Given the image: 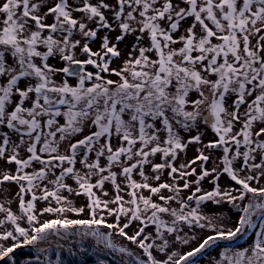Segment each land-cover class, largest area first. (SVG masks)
Masks as SVG:
<instances>
[{"label":"snow or ice","instance_id":"6c2138e0","mask_svg":"<svg viewBox=\"0 0 264 264\" xmlns=\"http://www.w3.org/2000/svg\"><path fill=\"white\" fill-rule=\"evenodd\" d=\"M129 36L128 58L110 68ZM202 127L217 139L205 143ZM190 145L198 154L177 166ZM0 162V187L18 189L15 211L0 202L3 264H34L18 249L38 264H63L64 244L54 259L37 247L52 237L92 239L121 264H197L220 241L250 233V243L222 248L213 264H264V185L252 186L264 178V0H0ZM165 171L170 183L160 182ZM225 174L238 187L221 188ZM222 203L239 212L233 226L205 211Z\"/></svg>","mask_w":264,"mask_h":264},{"label":"rangeland","instance_id":"374dc122","mask_svg":"<svg viewBox=\"0 0 264 264\" xmlns=\"http://www.w3.org/2000/svg\"><path fill=\"white\" fill-rule=\"evenodd\" d=\"M48 22L50 23L51 20H49ZM111 35L114 37L116 35V33H112ZM133 42H134V37L129 36V37H126L124 42H122L120 45H118V47L121 50L122 55H121V57L119 59H114L112 61V63L110 64V68L119 69V68H121L123 66L122 62H123V60H126L128 58L127 54L130 51V47H131ZM253 43H255V41H253ZM90 46L92 47L93 51L98 50L99 49V41H97L95 43H91ZM175 47H179V45H176ZM77 53H78V58L84 59V57L82 55H79V50H77ZM134 55H135V53H134ZM49 63L54 65L55 67H58V68L63 66L62 63L59 62L56 59H50ZM88 70L94 71L93 69H91V67H89ZM102 75L105 76L106 78L117 79V77H115V76H109L108 73H103ZM61 78H62V74H58V75H56L54 77V79L57 82H60ZM72 82H75V81L73 80ZM241 111H243V108L241 109ZM239 127H240V125L237 124L236 128L238 129ZM201 130L205 131V135L203 136V140H204L205 143L209 142L210 140L217 139V137H215L214 133H212L210 129L204 130L203 127H202ZM182 135H184L185 138H188L190 135H195V132L182 133ZM196 148H197L196 145H190L189 148L187 149L186 156L184 154H181L180 158L176 161L177 166L180 163H182V162L183 163H187L188 161H190L193 158H195V156L198 154L197 151H196ZM205 154H209L208 150H205ZM211 155L213 157V160H215L216 163H218L219 161H218L217 158H219L222 155V151L218 148V149L214 150L211 153ZM154 160L157 163L161 162L159 155H157V157H155ZM213 160L209 161V163L206 165L207 168L211 169L214 166ZM199 165H200L199 161L197 162L196 165H193V167L197 168V172L200 171ZM0 167H4L3 162H0ZM11 167L14 170L15 166L13 165ZM77 167H79V165H77ZM221 167H222V165H221ZM237 167H239V165H237ZM145 171H146V174H148L150 176L153 175L151 173L150 166L146 167ZM244 174L245 173H241V176H243ZM134 178L136 180H138V181L140 180V177L138 175H134ZM188 179L189 180H193L194 177H189ZM160 182H169V183L171 182L169 177H168L167 171L164 172ZM68 183L69 184H73V182L71 180H69ZM149 183H152L153 186H156L158 182H156L154 180H150ZM202 183H203V186H204L205 189L211 190L212 185H210L208 183V180H205ZM219 183H220L221 188H224L226 186L238 187V186L234 185V182L230 181V179L226 176V174L221 176V179H220ZM182 184H183V181L180 180L179 181V185L181 187H182ZM262 185H264V178H262L260 180L259 184H257L255 181L252 182V186H254V187H259V186H262ZM73 186L75 187L74 184H73ZM105 188L109 191V193L111 195V193H112L111 186L106 184ZM7 189H8L7 191H4V189L2 187H0V202H4L5 200L12 201L10 206L15 211L17 209L18 201L16 200L14 194L16 193V191H18V189H17V187L15 185H7ZM63 194L64 195H68L67 192H65ZM161 194H163L165 196L169 195L167 190H162ZM189 194H190V190H186V191H184L182 193V196L186 197ZM97 195H101V193L97 192ZM144 195L147 196V195H149V193L147 191H144ZM72 198L74 199L75 204L77 206H80V205L85 203V198L84 197H72ZM108 198L109 197H105V199H108ZM125 199H128V197L125 196ZM153 200L155 202H158V203H163L162 201H159L158 197H156V196L153 197ZM45 204H46V202H39L38 201L37 202L38 209L43 208L45 206ZM53 206H55V205L53 204ZM172 206L173 207H177V205H175V203H173ZM110 207H115V205H110ZM205 211H207L208 213H213V212L222 213L226 217V219L221 221V223H223L226 226H233L237 216L239 215L238 210L232 208L227 203H222L219 206H214V205L209 204V205L206 206ZM68 215H69V218H73V219L77 218V217L73 216L72 214H68ZM51 218H55V217H53L51 215H48V214H46L44 217H42V219H51ZM80 218L87 219L88 218L87 212ZM112 219L113 218L110 217L109 221L111 222ZM258 223H259V221H257V224ZM135 230H136V226L134 224L130 229H127L126 231H128L129 235H131V234H133V232ZM256 230H259V229L257 228L254 231H256ZM103 231L107 232L108 230L104 229ZM148 231H153V228H149ZM185 231H187V229H185ZM207 234H208L207 231L202 233V235H207ZM250 237H251V233L249 234L248 238L240 239L239 241H235V242L220 241L218 247H214L212 249L207 250L206 252L203 253V255L198 254L197 257H196L197 264H213V258H217V259L219 258L218 254L222 250V248L228 247V248L235 249V248H239L241 246H246L248 243L251 242ZM112 238L118 244L119 243H123L126 247H128L134 253H139L140 250L137 249L136 246L132 245L130 242L123 241L122 238L116 236L115 234H113ZM51 239H52V243L51 244H44V245H38L37 246V247H47V248H49L50 249L49 258H50V256L52 257V254H55L56 251L58 250L57 247H56V245L58 243H61V244L65 245L64 249H59L60 254L62 253V251H66L69 248H75L77 246L80 247V246L88 245V244L95 245V243H94V241L92 239L84 240L82 245H81V242L76 237H69L68 240H59L56 237H52ZM197 246H198L197 242H192L189 245H181V246H179V251L187 252V251H189L192 248L197 247ZM97 247H100L102 250H105V253H107V254L113 253V252L105 249L102 245L97 246ZM24 250H26V249H24ZM24 250H21L22 251L21 253H23ZM23 255H24V253H23ZM157 255H158V258H164L163 254H157ZM116 257H117V260H120V263H121V255L119 253H117ZM54 258H55V256L53 257V259Z\"/></svg>","mask_w":264,"mask_h":264},{"label":"trees","instance_id":"16d2710c","mask_svg":"<svg viewBox=\"0 0 264 264\" xmlns=\"http://www.w3.org/2000/svg\"><path fill=\"white\" fill-rule=\"evenodd\" d=\"M94 246V247H93ZM83 248L85 251L81 252V246L71 248V253L66 250L62 251L61 253V259L63 261V264H100V261H104V264H121L120 260H117V253H105V250H102L100 247H97L96 245H83ZM22 251L20 249L17 250V256L19 258L24 257H32L34 264H38V262L35 261L34 256L32 253L28 252L27 250H24V255L21 253ZM41 257H43V254H39ZM55 254H52V257L50 256V259H53ZM0 264H3L1 262Z\"/></svg>","mask_w":264,"mask_h":264},{"label":"water","instance_id":"95a60500","mask_svg":"<svg viewBox=\"0 0 264 264\" xmlns=\"http://www.w3.org/2000/svg\"><path fill=\"white\" fill-rule=\"evenodd\" d=\"M1 263V262H0Z\"/></svg>","mask_w":264,"mask_h":264}]
</instances>
